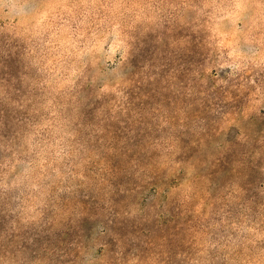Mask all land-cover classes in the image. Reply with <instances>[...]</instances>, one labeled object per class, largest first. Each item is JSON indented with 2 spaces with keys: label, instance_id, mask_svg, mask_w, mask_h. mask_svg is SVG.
I'll list each match as a JSON object with an SVG mask.
<instances>
[{
  "label": "rangeland",
  "instance_id": "1",
  "mask_svg": "<svg viewBox=\"0 0 264 264\" xmlns=\"http://www.w3.org/2000/svg\"><path fill=\"white\" fill-rule=\"evenodd\" d=\"M0 264H264V0H0Z\"/></svg>",
  "mask_w": 264,
  "mask_h": 264
}]
</instances>
